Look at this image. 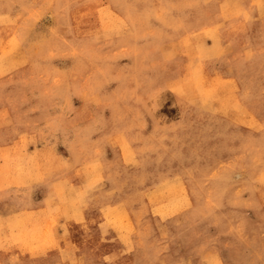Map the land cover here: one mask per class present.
Here are the masks:
<instances>
[{
    "label": "rangeland",
    "instance_id": "1",
    "mask_svg": "<svg viewBox=\"0 0 264 264\" xmlns=\"http://www.w3.org/2000/svg\"><path fill=\"white\" fill-rule=\"evenodd\" d=\"M0 264H264V0H0Z\"/></svg>",
    "mask_w": 264,
    "mask_h": 264
}]
</instances>
